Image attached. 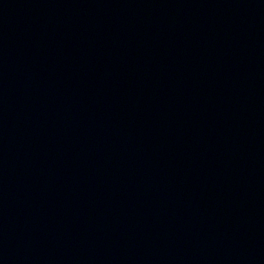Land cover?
Listing matches in <instances>:
<instances>
[{
  "label": "water",
  "instance_id": "water-1",
  "mask_svg": "<svg viewBox=\"0 0 264 264\" xmlns=\"http://www.w3.org/2000/svg\"><path fill=\"white\" fill-rule=\"evenodd\" d=\"M0 264H264V0H0Z\"/></svg>",
  "mask_w": 264,
  "mask_h": 264
}]
</instances>
